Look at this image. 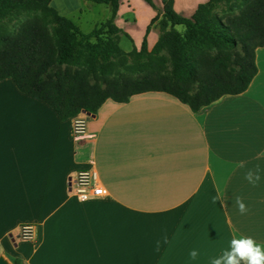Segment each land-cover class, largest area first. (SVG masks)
I'll list each match as a JSON object with an SVG mask.
<instances>
[{"label":"crops","instance_id":"obj_1","mask_svg":"<svg viewBox=\"0 0 264 264\" xmlns=\"http://www.w3.org/2000/svg\"><path fill=\"white\" fill-rule=\"evenodd\" d=\"M208 1L174 6L190 17ZM147 5L122 0L116 16L138 49L157 15ZM137 7L150 11L140 28ZM122 16L136 24L123 27ZM160 33L153 24L149 49ZM256 64L244 92L198 111L158 90L127 102L107 99L88 116L82 138L72 132L81 113L61 119L11 77L0 80V255L13 264H212L233 236L264 248V46L256 49ZM257 165L254 186L245 174ZM84 168L98 171L105 196L77 198L70 180ZM217 189L223 204L213 203ZM29 223L37 226L35 240L20 237Z\"/></svg>","mask_w":264,"mask_h":264},{"label":"trees","instance_id":"obj_2","mask_svg":"<svg viewBox=\"0 0 264 264\" xmlns=\"http://www.w3.org/2000/svg\"><path fill=\"white\" fill-rule=\"evenodd\" d=\"M111 7V16L84 32L51 6L52 0H0V80L11 77L24 93L54 108L61 119L97 112L107 100L127 102L143 92H168L198 111L224 95L244 92L257 73L256 49L264 46V0H247L221 17L202 3L186 17L174 0H162L152 19L161 33L152 49L125 52L116 24L122 0H88ZM157 7L154 0H144ZM40 8L57 23V37L38 17L9 32L14 12ZM178 26H183L180 30ZM83 54L86 59L83 60ZM132 58L128 62V57Z\"/></svg>","mask_w":264,"mask_h":264},{"label":"rangeland","instance_id":"obj_3","mask_svg":"<svg viewBox=\"0 0 264 264\" xmlns=\"http://www.w3.org/2000/svg\"><path fill=\"white\" fill-rule=\"evenodd\" d=\"M246 2L247 0H213L211 3L208 4L207 11L209 15L221 17L226 14L231 7H235L238 9L242 7ZM87 4H92V7H88ZM145 4L147 5L148 3L145 2ZM51 6L55 8L61 15L72 19L83 31H89L93 29L98 23L105 21L111 16V7L109 5L104 3H90L87 0H52ZM147 6L151 5L148 4ZM77 8L83 9V13L80 14L79 11L76 10ZM151 8L157 14L161 10V8L158 6H151ZM137 13V24H139L137 26L141 27L144 25L146 19L150 16V11H146V9L137 7ZM78 16L80 18H78ZM33 17H38L39 19H41L49 27L54 38L57 37V23L53 20V17L49 12H46L45 10L40 8L16 11L7 19H5L4 26L7 31L13 32L25 20ZM152 19L150 20L149 25L146 26V29L144 30V35L147 34V29L150 26ZM122 21L123 22L121 23L123 27L127 25H134L135 18L132 16H122ZM155 24L156 26H158L157 23ZM178 28L180 30H183V26H178ZM141 35V32H138L137 30L134 31L135 38H139ZM118 43L125 52H130L134 47H137L136 41L130 39L128 36L125 35L120 36V38L118 39ZM82 58L84 60L86 59V56H84L83 54ZM131 61L132 58L129 56L128 62Z\"/></svg>","mask_w":264,"mask_h":264},{"label":"clouds","instance_id":"obj_4","mask_svg":"<svg viewBox=\"0 0 264 264\" xmlns=\"http://www.w3.org/2000/svg\"><path fill=\"white\" fill-rule=\"evenodd\" d=\"M261 155H264V153ZM239 166L243 168L245 166L244 162H240ZM245 179L255 186L260 180L259 166L257 165L255 170L249 169L245 174ZM217 200H220L223 204L219 189H217V196L213 197V203ZM235 202L241 214L247 211L246 205L239 197L236 198ZM164 242H168L166 236L164 237ZM159 249L160 242L157 241L156 251H159ZM189 255L192 259H195L198 253L196 250H192ZM212 264H264V248L251 237L241 236L236 238L233 236L230 242V249L224 251L221 256L214 258Z\"/></svg>","mask_w":264,"mask_h":264},{"label":"built area","instance_id":"obj_5","mask_svg":"<svg viewBox=\"0 0 264 264\" xmlns=\"http://www.w3.org/2000/svg\"><path fill=\"white\" fill-rule=\"evenodd\" d=\"M88 130V115L81 112L73 123L72 132L74 136L82 138ZM70 187L79 200L86 201L92 198L106 195V189L101 182L99 173L94 168H84L78 170L76 175L70 180ZM37 226L35 224H24L20 230V237L23 240H35L37 238Z\"/></svg>","mask_w":264,"mask_h":264},{"label":"water","instance_id":"obj_6","mask_svg":"<svg viewBox=\"0 0 264 264\" xmlns=\"http://www.w3.org/2000/svg\"><path fill=\"white\" fill-rule=\"evenodd\" d=\"M83 113L87 114L88 116L91 115V113L86 112V111H82ZM0 264H13L12 262H10L4 255H0Z\"/></svg>","mask_w":264,"mask_h":264}]
</instances>
